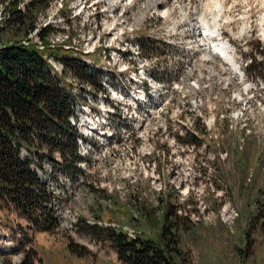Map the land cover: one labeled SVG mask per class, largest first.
Listing matches in <instances>:
<instances>
[{
	"label": "rangeland",
	"instance_id": "obj_1",
	"mask_svg": "<svg viewBox=\"0 0 264 264\" xmlns=\"http://www.w3.org/2000/svg\"><path fill=\"white\" fill-rule=\"evenodd\" d=\"M45 2L37 22L54 28L52 44L69 37L75 53L108 76L105 92L96 93L72 71L66 75L72 91L92 96L78 100L91 119L78 130L92 132L97 147L79 165L84 173L51 171L44 158L55 229L37 228L0 199V264H20L27 250L37 264H127L87 224L122 226L131 238L144 229L158 234V220L134 226L123 211L149 208L160 219L163 203L185 222V264H264L257 221L264 203V0ZM198 16L220 20L212 27L233 44L237 75L212 41L202 42ZM139 72L148 79L146 102L134 83ZM97 115L100 124L110 118L111 137L98 133Z\"/></svg>",
	"mask_w": 264,
	"mask_h": 264
},
{
	"label": "trees",
	"instance_id": "obj_2",
	"mask_svg": "<svg viewBox=\"0 0 264 264\" xmlns=\"http://www.w3.org/2000/svg\"><path fill=\"white\" fill-rule=\"evenodd\" d=\"M0 3L4 5L0 20V199L14 206L37 228L51 231L58 226V219L51 207L53 195L43 180L44 158L49 159L54 170L71 174L84 173L79 165L86 159L80 154L79 142L85 138L78 130L76 109L78 100L87 101L91 94L72 91L66 75L72 71L96 93L105 92V78L103 72L75 53L69 37L52 44L54 28L49 24L39 26L37 22L45 0H30L24 6L20 0ZM52 59L62 66L61 73L51 64ZM128 206L123 213L131 224L156 219L158 234L144 229L131 238L122 226L87 224V228L109 240L119 259L127 264H185L190 260L181 245L185 222L177 208L163 203L158 219L155 210L136 211ZM258 206L257 221L264 226V203ZM249 234L244 233L246 242ZM250 244L240 252L250 249ZM20 264H37L35 254L27 250Z\"/></svg>",
	"mask_w": 264,
	"mask_h": 264
},
{
	"label": "bare ground",
	"instance_id": "obj_3",
	"mask_svg": "<svg viewBox=\"0 0 264 264\" xmlns=\"http://www.w3.org/2000/svg\"><path fill=\"white\" fill-rule=\"evenodd\" d=\"M197 18L200 19L199 22L201 23V27L203 28L202 32H200L201 33V36H202V38H201L202 39V42L203 43H206L207 41H212V43L214 45L213 53L214 54L218 53L219 55H221L222 58L225 60V62L227 64H229V66H230L229 69L228 68L227 69L225 68V69L226 70H229V72L233 76H235L239 72H241V68L238 65L236 59L233 56H231V54H232L231 53L232 52L231 50H232L233 44L230 41H228V40H224V38H223V32L221 31V29L219 27H217V28H213L212 27L213 23L219 22L220 20L217 21V19H216L213 22H210L206 18H200V16H198ZM262 35H263V38H264V31H263ZM209 55L211 56L212 54H210V53H207L206 54V56H209ZM103 78H105V82H106L107 79H108V76H105V74H103ZM105 82H103L104 86L106 84ZM89 97H91V96H89ZM89 97H87V100L88 101H90L89 100ZM142 100H144V99H142ZM137 105L139 106V104H137ZM85 107L86 106H84L81 103H78L77 104V109L76 110L79 113V119L77 121V126L79 124L86 126L88 120L90 119L87 116H84L83 117V115H84L83 111L85 110L84 109ZM94 119H96L98 125H100V127L97 129L98 133H100L101 135H105V137H107V138L108 137H111V136H108L107 129H105V126L108 124V121H109L110 118L108 117L107 118L108 120H104L102 122L103 125L100 124V120H99L100 119V116L97 115L96 117H93L92 120H94ZM96 121L94 120L93 122L96 124ZM89 129H90V131H92V128L89 127ZM90 133L92 134V132H90ZM91 134H89V135H91ZM83 135H84L85 140H80V142H79L81 144L80 154L83 157L86 158V156H89L90 155V153H91L90 151L93 152L95 150V148L97 147V145H96V142L95 141H93V140H91L89 138V135H87V134H83ZM86 140L90 141L91 143L90 144L89 143H85ZM48 166L50 167L51 171H54V168H53L52 165L49 164ZM34 168H36V167H34ZM45 170L47 171V168H45ZM43 173L47 174L46 172H44V170H43ZM39 174L42 175L41 172ZM43 180L47 181L48 180V175L43 176Z\"/></svg>",
	"mask_w": 264,
	"mask_h": 264
}]
</instances>
